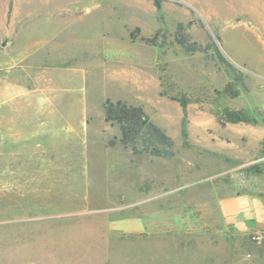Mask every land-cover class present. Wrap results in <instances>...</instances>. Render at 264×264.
<instances>
[{
  "label": "rangeland",
  "instance_id": "1",
  "mask_svg": "<svg viewBox=\"0 0 264 264\" xmlns=\"http://www.w3.org/2000/svg\"><path fill=\"white\" fill-rule=\"evenodd\" d=\"M254 1L0 0V264H264ZM179 23L190 42L213 38L247 91L226 95L225 66L179 45ZM108 98L143 105L174 155L123 146ZM225 108L256 122L221 125ZM243 194L255 207L226 214Z\"/></svg>",
  "mask_w": 264,
  "mask_h": 264
},
{
  "label": "trees",
  "instance_id": "2",
  "mask_svg": "<svg viewBox=\"0 0 264 264\" xmlns=\"http://www.w3.org/2000/svg\"><path fill=\"white\" fill-rule=\"evenodd\" d=\"M164 0H153L154 6L160 10ZM217 39L220 37L217 35ZM158 36L151 39H143L147 44L155 45ZM175 41L181 45L188 53L203 52L207 54L213 51L216 60L223 64L230 76L229 82L224 88V92L231 98L240 95L239 87L246 90L244 75L234 64L222 53L217 42L211 38L210 43L202 46L195 42H190L186 34V26L183 23L177 25ZM185 108V105L183 104ZM105 122L110 125H117L120 130V143L132 150L134 154L149 153L155 156L172 157L174 155V141L156 124L145 111L143 105H133L126 100L106 99L103 103ZM221 125L226 123H255L256 120L243 110L223 109L218 117ZM113 141L110 145H114Z\"/></svg>",
  "mask_w": 264,
  "mask_h": 264
},
{
  "label": "crops",
  "instance_id": "3",
  "mask_svg": "<svg viewBox=\"0 0 264 264\" xmlns=\"http://www.w3.org/2000/svg\"><path fill=\"white\" fill-rule=\"evenodd\" d=\"M252 5L248 2H245V5L246 6H250L251 7V11H253V8L252 6L256 3V1L254 0H249ZM259 3L261 2V0H258ZM238 3V2H237ZM239 4V3H238ZM261 5L262 7L259 9L260 11H263V14L262 15H255L256 17L258 16L261 20H264V3L261 2ZM57 111H54V115L56 114ZM244 124V123H243ZM245 125V124H244ZM248 134L249 135H255V133H257L256 135L258 136L255 143L257 145H261L262 143H264V129H260V130H257L255 129V127H249L248 129ZM264 172V171H263ZM260 194L264 195V184L261 186L260 188ZM250 197H252V199H254L253 196L249 195V194H243V195H237L236 197H233V198H229V199H226V201H224L222 203V207H223V210L226 212V214H230V215H234V216H238L239 212H237L236 210V207L237 205L239 204V202L241 200H244V199H247L249 202H250V206L251 207H255L254 205V201L250 199ZM256 205L259 206V208L261 209L262 212H264V204L262 202H256ZM235 209V210H234ZM253 216V215H252ZM249 217V216H248Z\"/></svg>",
  "mask_w": 264,
  "mask_h": 264
}]
</instances>
